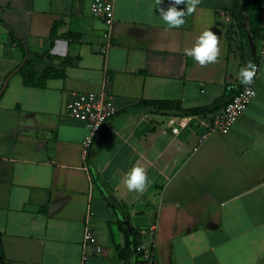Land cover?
Wrapping results in <instances>:
<instances>
[{
  "label": "crops",
  "instance_id": "obj_1",
  "mask_svg": "<svg viewBox=\"0 0 264 264\" xmlns=\"http://www.w3.org/2000/svg\"><path fill=\"white\" fill-rule=\"evenodd\" d=\"M91 2L0 0V242L7 264H136L133 251L126 259L118 254L124 228L135 231L138 245L155 248L156 264H264V0H201L179 29L159 16L170 0H114L110 37ZM204 30L218 35L221 57L201 67L183 49ZM255 59L257 94L225 133L207 132L213 111L173 134L166 123L172 113L135 106L145 99L185 108L226 102L242 86L240 69ZM25 60L37 73L52 66L63 74L28 85L13 71ZM86 91H104L118 107L87 158L89 128L65 113L72 92ZM137 163L149 177L141 195L123 183ZM88 204L93 238L83 257Z\"/></svg>",
  "mask_w": 264,
  "mask_h": 264
},
{
  "label": "built area",
  "instance_id": "obj_2",
  "mask_svg": "<svg viewBox=\"0 0 264 264\" xmlns=\"http://www.w3.org/2000/svg\"><path fill=\"white\" fill-rule=\"evenodd\" d=\"M90 10L94 17L101 18L104 21V34L107 37H110V28L114 19V0H92ZM107 47V45L102 46L101 51L105 53L107 51ZM262 52L264 53V35L262 37ZM252 62H254L258 67L257 75L255 77L256 80L261 71V65L259 59H255ZM254 83L247 87L242 85L222 107L211 113V119L207 123V132L216 131L225 133L231 129L233 124L245 111L248 104L257 94ZM117 111L118 107L116 106L113 97L104 91L72 92L70 98L66 102L65 113L73 118L86 122L89 128V132L82 142L83 157L87 158L96 133L109 118L113 117L117 113ZM195 119H200V115L170 114L166 118V123L169 125L170 131L173 134H177L189 126V124ZM203 136H206V134ZM92 219L93 212L90 204H88L84 219V232L82 239L83 257L86 246L93 238V231L91 229ZM153 228V226L150 227V229ZM96 249L100 250V246H97ZM138 250L140 251V256L137 264H156L155 248L151 244L145 245L141 243L138 245Z\"/></svg>",
  "mask_w": 264,
  "mask_h": 264
},
{
  "label": "clouds",
  "instance_id": "obj_3",
  "mask_svg": "<svg viewBox=\"0 0 264 264\" xmlns=\"http://www.w3.org/2000/svg\"><path fill=\"white\" fill-rule=\"evenodd\" d=\"M201 0H170V6L165 9L159 7V16L167 25L168 29L182 28L186 22L185 17L196 12ZM156 5H161L162 0H155ZM178 5H185V9H178ZM97 28L103 25L99 22ZM185 56L194 59L199 66L206 67L209 64L220 62L221 47L220 39L216 33L211 30L202 31L195 39V43L191 47L183 49ZM257 65L249 60L239 71L240 83L244 86H250L254 83L257 75ZM123 183L129 192L137 195L143 194L149 184L146 167L137 163L123 177Z\"/></svg>",
  "mask_w": 264,
  "mask_h": 264
},
{
  "label": "trees",
  "instance_id": "obj_4",
  "mask_svg": "<svg viewBox=\"0 0 264 264\" xmlns=\"http://www.w3.org/2000/svg\"><path fill=\"white\" fill-rule=\"evenodd\" d=\"M5 25L9 29L11 39L17 42L20 46H22L25 49V45H24L22 38L17 34V32L11 26H9L6 23ZM53 32L54 30L52 29V33ZM64 62H67V61L64 59ZM29 66H30L29 61L25 60L18 67L13 69V71H18L22 74L24 82L28 85H43L48 77L52 75L63 74V71L53 68L52 66H46L41 73H37L35 70H33ZM2 92H3V87L0 90V97H1ZM222 101L223 100L221 98L217 99L214 103V106H209V107L185 108L181 105V103L178 100H174V99H145V100L138 101L135 104V106L146 105L153 112L166 113V114L167 113L203 114L208 111H215L219 109L220 107H222L226 103ZM127 217L128 216L124 213L123 218L126 219ZM121 223H122V220L119 221L120 225ZM124 232L126 236L125 246L118 248V251H119L118 254L121 258L126 259L130 256V252L133 251L136 264H137L139 262L140 251L138 250V242H137V237L135 236V231L132 228L130 230L128 228L126 229L124 228ZM0 264H7L6 258L1 248V242H0Z\"/></svg>",
  "mask_w": 264,
  "mask_h": 264
}]
</instances>
